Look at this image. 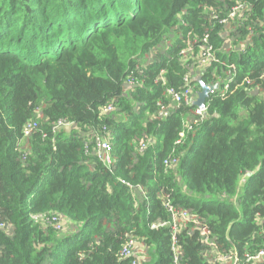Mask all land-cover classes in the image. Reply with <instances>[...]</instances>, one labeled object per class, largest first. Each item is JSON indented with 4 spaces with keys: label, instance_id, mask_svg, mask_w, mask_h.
<instances>
[{
    "label": "trees",
    "instance_id": "obj_1",
    "mask_svg": "<svg viewBox=\"0 0 264 264\" xmlns=\"http://www.w3.org/2000/svg\"><path fill=\"white\" fill-rule=\"evenodd\" d=\"M187 74L219 84L203 117L168 93ZM103 127L110 168L89 154ZM168 202L204 221L221 255L264 249V0H0V264H129L128 237L145 264H174ZM178 247L180 264H223L193 224Z\"/></svg>",
    "mask_w": 264,
    "mask_h": 264
},
{
    "label": "built area",
    "instance_id": "obj_2",
    "mask_svg": "<svg viewBox=\"0 0 264 264\" xmlns=\"http://www.w3.org/2000/svg\"><path fill=\"white\" fill-rule=\"evenodd\" d=\"M246 6H244L242 3L237 5L233 8V10L229 13V17H234L239 10L245 9ZM227 21V20H226ZM224 21V22H226ZM203 41L207 42V38L205 37ZM192 48H188L187 50H183L180 52V56L182 58H185L187 54H190ZM213 47L208 45L203 48H201V54L203 57H201V62L203 63H210L212 61L213 56ZM149 60L146 58V60H143L144 63H147ZM144 73V65L139 64L136 67L135 71H132L130 75L128 76L126 82H125V90L129 89H135L140 86V79L139 76ZM157 81H161L165 83V72L162 71L157 79ZM168 93L173 98V103H175L177 106H180L182 104L185 105H192V102L195 98L194 94V85H193V78L190 74L185 75L184 77V88L181 91H176L175 89L171 88L168 90ZM115 110V107L113 104H108L103 112L105 114H110ZM205 110H201L196 108L195 114L203 117ZM165 115V109L162 110L160 113V116ZM55 126H69L65 120L58 122ZM37 124L34 121H29L26 123L23 135L24 138H29L33 132L36 130ZM188 129H192L191 126H188ZM107 134V128L103 127L102 133H93L89 135L91 141L90 144H93V151L89 154L96 157V159L100 162H102L105 166L111 167L114 165V157L112 154L113 148L111 143L109 142V137L106 136ZM103 135V136H102ZM185 134L181 133V138H184ZM181 143V139L177 141V144ZM146 147V144H142L141 151L144 150ZM86 153L87 152V143H86ZM178 158L175 155H170L167 159L164 160V165L167 168L175 167L178 164ZM124 185L128 186L132 191H136L143 195H145V191L142 186L140 185H132L129 182L121 181ZM168 195L165 196L167 198ZM166 203V202H165ZM166 208L169 213H171V220L169 222H163L159 226H169L172 229V246L173 250L175 251V262L174 264H180V256H179V247H178V237L182 233V231L187 228L189 224H193V230L199 231L201 240L203 245L206 247L207 256L209 257V254L212 253L210 260L212 262H221L223 264H256L264 261V249H260L258 252L254 254L246 253L245 254V262H241L237 253L232 251L223 253L221 255L220 252H217V241L216 238L213 235L212 230L209 228L207 224H204V221H201L199 217L193 215L191 210L187 209H175L171 205V203L166 204ZM34 220L37 222H47L49 225H51L55 230H62L63 229V220L60 215L47 217L46 216H36L34 217ZM138 239L136 237H128L127 240L123 243L120 251H119V258L120 260L129 261V264H141V260L139 258L140 253V246L138 244Z\"/></svg>",
    "mask_w": 264,
    "mask_h": 264
},
{
    "label": "water",
    "instance_id": "obj_3",
    "mask_svg": "<svg viewBox=\"0 0 264 264\" xmlns=\"http://www.w3.org/2000/svg\"><path fill=\"white\" fill-rule=\"evenodd\" d=\"M193 83L200 86V90L196 92V98L192 102V106L204 110L206 109V101L215 91L219 89V84L208 85L204 83L202 76L193 78Z\"/></svg>",
    "mask_w": 264,
    "mask_h": 264
},
{
    "label": "rangeland",
    "instance_id": "obj_4",
    "mask_svg": "<svg viewBox=\"0 0 264 264\" xmlns=\"http://www.w3.org/2000/svg\"><path fill=\"white\" fill-rule=\"evenodd\" d=\"M228 34V33H227ZM146 58H149L148 56L146 57ZM68 230H71V229H66L65 230V232L64 233H66ZM72 231H73V227H72ZM142 253H143V251H140V253L139 254H141L142 255ZM144 254H145V257H147L148 256V254L146 253V250L144 251ZM213 254L212 253H210L209 254V257H207L208 259H210L211 258V256H212ZM141 260V259H140ZM144 262V264L145 263H148V261H144V260H141V264Z\"/></svg>",
    "mask_w": 264,
    "mask_h": 264
},
{
    "label": "crops",
    "instance_id": "obj_5",
    "mask_svg": "<svg viewBox=\"0 0 264 264\" xmlns=\"http://www.w3.org/2000/svg\"><path fill=\"white\" fill-rule=\"evenodd\" d=\"M195 95H196V94H195ZM195 98H196V96H195ZM195 98H194V99H195ZM187 120H189V119H187ZM143 250H144V248L142 247V248H141V251H143ZM144 251H145V250H144ZM144 251H143L142 255L139 254V258H140L141 260H144V261H149V257H145Z\"/></svg>",
    "mask_w": 264,
    "mask_h": 264
},
{
    "label": "clouds",
    "instance_id": "obj_6",
    "mask_svg": "<svg viewBox=\"0 0 264 264\" xmlns=\"http://www.w3.org/2000/svg\"><path fill=\"white\" fill-rule=\"evenodd\" d=\"M210 260V259H209ZM211 261V260H210Z\"/></svg>",
    "mask_w": 264,
    "mask_h": 264
}]
</instances>
